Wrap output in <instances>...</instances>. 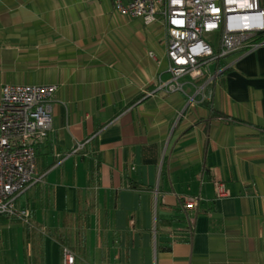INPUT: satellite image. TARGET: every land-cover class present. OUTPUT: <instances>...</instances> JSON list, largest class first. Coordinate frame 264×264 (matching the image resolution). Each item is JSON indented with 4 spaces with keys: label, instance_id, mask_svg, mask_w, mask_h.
<instances>
[{
    "label": "crops",
    "instance_id": "1",
    "mask_svg": "<svg viewBox=\"0 0 264 264\" xmlns=\"http://www.w3.org/2000/svg\"><path fill=\"white\" fill-rule=\"evenodd\" d=\"M166 38L114 0H0V95L59 86L38 148L45 177L27 191L34 228L9 264H64L56 229L77 221L100 264H264V44L211 64L212 99L190 105L207 76L156 90L170 77ZM216 179L230 196L216 198ZM195 195L192 236L176 238Z\"/></svg>",
    "mask_w": 264,
    "mask_h": 264
},
{
    "label": "built area",
    "instance_id": "2",
    "mask_svg": "<svg viewBox=\"0 0 264 264\" xmlns=\"http://www.w3.org/2000/svg\"><path fill=\"white\" fill-rule=\"evenodd\" d=\"M117 9L142 18L147 25L159 23L167 34L170 77L160 76L156 90L185 91L183 78L191 82L206 77L198 87L204 100H211L213 88L205 89L217 77L210 65L242 49L264 44V3L262 0H114ZM220 32L219 43L204 34ZM154 56L153 52H150ZM211 86V85H210ZM58 84L6 83L0 95V216L27 219L30 209L21 206L24 194L43 182L38 168V148L53 129V102ZM206 91V92H205ZM192 102V97L189 98ZM82 145L76 149L79 150ZM231 195L225 181L215 180L216 198ZM200 195L185 196L181 207L186 225L176 238L188 240L193 227L189 212L196 210ZM64 264H76V255L63 248Z\"/></svg>",
    "mask_w": 264,
    "mask_h": 264
},
{
    "label": "rangeland",
    "instance_id": "3",
    "mask_svg": "<svg viewBox=\"0 0 264 264\" xmlns=\"http://www.w3.org/2000/svg\"><path fill=\"white\" fill-rule=\"evenodd\" d=\"M264 3V0H262ZM219 35L220 32H214V33H206L204 34V39L209 41L210 43L217 45L219 43ZM215 83V79L213 80L212 84L210 83L208 87H213ZM211 85V86H210ZM207 88L205 90H207ZM197 88V92H198ZM192 97V102L195 103V101H198L199 99L203 98V91L201 93H197ZM206 92V91H205ZM193 103H189L190 105ZM42 183V182H41ZM39 183V184H41ZM35 193V192H34ZM34 193H31L29 195V192L26 193V196L24 197L25 200H27V205L30 209V216L27 219H22L18 217H1L0 218V264H9V262H12V260L17 261L18 260V251H21V243H20V237L18 234H20L21 228H27L32 227L34 228V221L32 220V206L30 198H33ZM88 198H90V201H93V191H90L85 194ZM21 201L23 202V198ZM92 204V203H91ZM89 206L92 207V205L88 204L87 208ZM88 221V220H87ZM56 229V227H54ZM78 223V221L70 226L69 228H61L56 229V232H60L61 235L66 240L64 246L69 248L71 251H73L76 255V263L77 264H100L98 261L100 259V252H90L85 249L83 246V243L79 241V237L82 236V232L85 231L82 229ZM8 233V235H7ZM24 256L27 257L25 248L23 249ZM99 253V256H98ZM110 258V255H109Z\"/></svg>",
    "mask_w": 264,
    "mask_h": 264
},
{
    "label": "trees",
    "instance_id": "4",
    "mask_svg": "<svg viewBox=\"0 0 264 264\" xmlns=\"http://www.w3.org/2000/svg\"><path fill=\"white\" fill-rule=\"evenodd\" d=\"M259 37H260V39H263V38H264V33H263V34H261ZM95 172H96V169H95V168H93V169H92V173H95ZM1 217H3V216H0V218H1ZM5 217H6V216H5ZM29 229H30V228H29V227H27V231H28V232H29Z\"/></svg>",
    "mask_w": 264,
    "mask_h": 264
}]
</instances>
